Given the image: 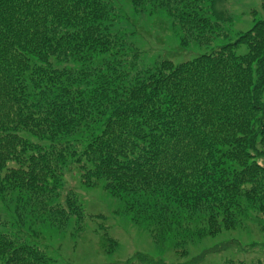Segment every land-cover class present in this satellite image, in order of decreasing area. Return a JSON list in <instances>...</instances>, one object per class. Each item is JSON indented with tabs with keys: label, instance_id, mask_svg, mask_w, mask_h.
<instances>
[{
	"label": "trees",
	"instance_id": "obj_1",
	"mask_svg": "<svg viewBox=\"0 0 264 264\" xmlns=\"http://www.w3.org/2000/svg\"><path fill=\"white\" fill-rule=\"evenodd\" d=\"M129 2L170 11L199 42L222 35L225 0ZM114 10L106 0H0V193L15 196L20 230L28 221L63 229L82 216L78 197L63 206L60 194L74 165L89 186L104 182L185 237L235 230L251 209L264 214V17L211 53L133 75ZM0 260L52 264L1 229Z\"/></svg>",
	"mask_w": 264,
	"mask_h": 264
},
{
	"label": "rangeland",
	"instance_id": "obj_2",
	"mask_svg": "<svg viewBox=\"0 0 264 264\" xmlns=\"http://www.w3.org/2000/svg\"><path fill=\"white\" fill-rule=\"evenodd\" d=\"M106 1L115 8L112 31L124 37L129 60L135 58L133 75L164 60L181 64L211 53L237 41L264 17L261 0H225L217 6L224 11L225 21L218 28L222 35L206 33L209 40L203 43L183 30L166 9H152L150 4L140 8L129 0ZM240 52L246 53V47ZM64 174V188L60 191L63 206L69 193L76 195L83 214L78 219L71 215L63 229L45 222L30 228L32 222L28 221L20 230L15 196L7 194L4 198L0 193V222H10L9 229L0 224L1 231L26 237L30 244L45 250L52 264H147L142 262L146 257L164 264H192L202 254L206 256L199 264L264 259V214L255 209L247 211L235 230L203 236L207 234L204 227L202 238L185 237L182 225L167 229L155 226L149 213L144 214L146 218L142 216L143 208L130 209L132 202L112 195L104 182L89 186L77 165L73 169L67 167Z\"/></svg>",
	"mask_w": 264,
	"mask_h": 264
}]
</instances>
